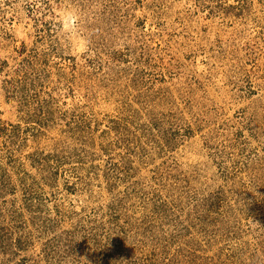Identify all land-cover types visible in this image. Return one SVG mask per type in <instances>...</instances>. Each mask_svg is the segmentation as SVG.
Wrapping results in <instances>:
<instances>
[{"label":"rangeland","instance_id":"1","mask_svg":"<svg viewBox=\"0 0 264 264\" xmlns=\"http://www.w3.org/2000/svg\"><path fill=\"white\" fill-rule=\"evenodd\" d=\"M0 264H264V0H0Z\"/></svg>","mask_w":264,"mask_h":264},{"label":"clouds","instance_id":"2","mask_svg":"<svg viewBox=\"0 0 264 264\" xmlns=\"http://www.w3.org/2000/svg\"><path fill=\"white\" fill-rule=\"evenodd\" d=\"M78 19L79 17L75 12L66 13L63 21L65 30H67L69 25L75 26Z\"/></svg>","mask_w":264,"mask_h":264}]
</instances>
